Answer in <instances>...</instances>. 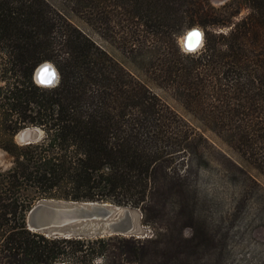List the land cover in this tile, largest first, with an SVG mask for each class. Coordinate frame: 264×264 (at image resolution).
<instances>
[{"label": "trees", "instance_id": "trees-1", "mask_svg": "<svg viewBox=\"0 0 264 264\" xmlns=\"http://www.w3.org/2000/svg\"><path fill=\"white\" fill-rule=\"evenodd\" d=\"M116 1L147 27L169 18L178 33L220 21L210 0ZM241 1L253 14L226 35L208 33L189 64L179 50L171 61L175 34L163 35L165 74L173 73V92L189 114L264 176V0ZM48 61L61 80L45 90L34 75ZM0 81L8 83L0 94V148L13 159L0 168V264H173V178L183 186L188 176L173 172V160L210 163L200 149L209 144L205 134L46 0H0ZM29 127L41 129L42 139L16 143ZM43 199L130 207L162 231L145 239L47 237L27 225ZM187 200H179L182 208ZM179 243V255L190 256L196 239Z\"/></svg>", "mask_w": 264, "mask_h": 264}, {"label": "rangeland", "instance_id": "rangeland-1", "mask_svg": "<svg viewBox=\"0 0 264 264\" xmlns=\"http://www.w3.org/2000/svg\"><path fill=\"white\" fill-rule=\"evenodd\" d=\"M46 1L63 16L66 23L79 29L105 50L115 63L139 78L164 104L209 140L208 145L199 143L210 163L197 156L190 160L189 166H184L180 158L173 160V172L187 171L188 175L183 186L173 178V264H264V176L208 132L177 100L173 92V73L170 77L165 74L170 59L163 49V35L175 34L171 42V61L180 56L184 64L191 63L192 58L200 56L205 50L207 34L219 36L232 32L237 24L253 14L250 4L241 0L236 4L234 0H210V6L216 10L213 13L215 20H220L219 23L205 28L200 25L185 26L178 33L169 18L163 27L155 26V22L147 27L145 20L128 12L126 4L121 1ZM228 18L231 21L228 22ZM192 29L204 32V44L195 54L186 52L182 44L184 36ZM177 50L180 51L179 56ZM44 64H51L61 80L54 62ZM34 82L40 86L35 78ZM7 85L6 81H0V94H5ZM27 129L36 128L29 127L21 132ZM20 133L15 136V141L23 145L18 141ZM12 165L13 159L0 148V168L7 170ZM246 173L258 183L249 180ZM181 198L189 199L188 208L180 206ZM138 212L141 233L136 238L145 239L162 231V227L145 225L142 213ZM190 239H196L195 246L188 251L190 256L179 255L175 244Z\"/></svg>", "mask_w": 264, "mask_h": 264}, {"label": "water", "instance_id": "water-1", "mask_svg": "<svg viewBox=\"0 0 264 264\" xmlns=\"http://www.w3.org/2000/svg\"><path fill=\"white\" fill-rule=\"evenodd\" d=\"M199 32H203L198 29ZM204 34V32H203ZM202 47V46H201ZM201 47L191 50L194 53ZM52 73L50 85L58 86L59 73L48 64L41 65L35 72L34 78L41 85L44 71ZM57 71V70H56ZM53 86V87H54ZM41 139L40 129H27L18 136L23 145L38 142ZM139 212L130 207H117L97 202H67L43 200L34 206L28 214L27 225L30 231L47 237L65 238H105L112 236H140Z\"/></svg>", "mask_w": 264, "mask_h": 264}, {"label": "bare ground", "instance_id": "bare-ground-1", "mask_svg": "<svg viewBox=\"0 0 264 264\" xmlns=\"http://www.w3.org/2000/svg\"><path fill=\"white\" fill-rule=\"evenodd\" d=\"M183 47H187L191 50H195L199 47H201L204 44V34L203 32H199L198 29H192L190 30L183 38L182 41ZM49 68L54 69V73L57 74V71L54 67L51 66V64H48ZM52 73H49L48 70L44 71V74L41 79V85L44 88H51L54 85H50V81L52 78Z\"/></svg>", "mask_w": 264, "mask_h": 264}]
</instances>
